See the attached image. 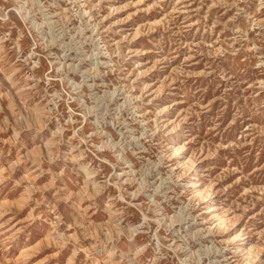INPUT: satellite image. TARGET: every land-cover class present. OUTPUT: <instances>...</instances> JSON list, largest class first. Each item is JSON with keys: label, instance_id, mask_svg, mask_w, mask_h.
Masks as SVG:
<instances>
[{"label": "rangeland", "instance_id": "1", "mask_svg": "<svg viewBox=\"0 0 264 264\" xmlns=\"http://www.w3.org/2000/svg\"><path fill=\"white\" fill-rule=\"evenodd\" d=\"M0 264H264V0H0Z\"/></svg>", "mask_w": 264, "mask_h": 264}]
</instances>
